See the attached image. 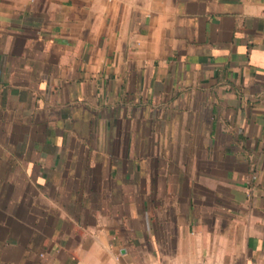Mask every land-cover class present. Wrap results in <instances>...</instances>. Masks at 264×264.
<instances>
[{
	"label": "crops",
	"instance_id": "1",
	"mask_svg": "<svg viewBox=\"0 0 264 264\" xmlns=\"http://www.w3.org/2000/svg\"><path fill=\"white\" fill-rule=\"evenodd\" d=\"M0 264H264V0H0Z\"/></svg>",
	"mask_w": 264,
	"mask_h": 264
}]
</instances>
